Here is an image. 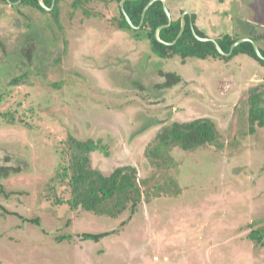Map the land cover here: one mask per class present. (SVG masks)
<instances>
[{
	"label": "rangeland",
	"instance_id": "rangeland-1",
	"mask_svg": "<svg viewBox=\"0 0 264 264\" xmlns=\"http://www.w3.org/2000/svg\"><path fill=\"white\" fill-rule=\"evenodd\" d=\"M210 1L214 17L200 29L264 46V0ZM45 11L0 4V93L22 77L10 99L21 104L9 108L21 121L0 117V164L17 170L0 177V264H264V238L248 237L264 226V129L248 132L244 103L252 88L264 98V68L243 53L156 56L143 31L115 26L111 0ZM167 73L180 79L161 87ZM200 117L215 124L216 143L150 154L164 127ZM71 137L95 144L89 162L106 176L136 169L145 186L133 209L113 217L45 199Z\"/></svg>",
	"mask_w": 264,
	"mask_h": 264
},
{
	"label": "trees",
	"instance_id": "trees-1",
	"mask_svg": "<svg viewBox=\"0 0 264 264\" xmlns=\"http://www.w3.org/2000/svg\"><path fill=\"white\" fill-rule=\"evenodd\" d=\"M14 1L17 0H10V2ZM42 1L48 7L51 5V0ZM61 1L62 0H54V6L49 10L51 15L55 16V13L58 12L57 10ZM148 1L149 0H126L124 2V9L133 24L139 23L143 7ZM77 2L78 0H73V5L76 6ZM0 4H8V1L0 0ZM18 4L22 7H32L46 12L37 0H20ZM119 15L118 25L120 27L130 28L122 12L119 11ZM166 23L167 17L163 11L162 4L159 0H156L151 3L145 11L142 27L140 28L148 40L151 52L156 56L168 58L178 55L182 58L181 62L184 63L186 57H195L199 59H228L229 56L231 57L243 53L253 58L264 68V59L256 55L251 41L248 40L239 43L228 56L222 55L218 52L215 44L211 40L201 41L194 37L188 22H186L184 31L177 41L171 45H166L158 41L154 35L156 28ZM179 29L180 19L177 18L176 20H172L168 26L159 30V37L163 41L171 42L175 39ZM195 31L198 36H202V32L196 27ZM241 37L240 35L226 33L216 38V41L222 51L226 53L229 51L231 44ZM247 37L251 38L253 41L256 40L254 36ZM260 52L264 57V49L260 48ZM34 55L39 60V56L36 54ZM167 77V82L162 83L161 86H169L171 83L180 79L179 76L174 73H168ZM21 79V76L10 79L8 83L10 86L0 93V107H5L3 111L0 109V117L6 119L9 123L21 121L15 120L17 112L9 110L13 105L16 109L15 105L19 106L21 104V101H17V99L13 101L10 100L13 87L21 83ZM4 103H7V105L2 107ZM244 103L247 106L246 119L249 123L248 132L253 134L259 127H263L264 129V98L262 97V93L252 88L249 97ZM16 110H18V108ZM156 137L158 143L162 146L158 144V146H155L154 149L150 151V154L160 156L163 152H167L165 149L175 145L188 150L196 149L208 143H216L219 134L217 133L215 124L209 117H200L184 122H173L170 126H166L158 132ZM69 141L72 145V151L66 160L63 158L58 161L54 174L45 184V199L54 205L67 204L71 209H84L99 214L105 213L113 217L125 210L128 206L133 209L140 201L142 191L139 185L142 183L145 186V182L143 180L140 182L136 177V169L130 165L120 166L115 168L110 175L106 176L99 170L91 167L89 162V152L95 148L93 142L90 140H78L73 137H71ZM63 152H67L68 156L67 149L63 150ZM58 156H60V154ZM16 171L14 167L0 164V177H5L7 174ZM143 192L148 193L147 190H143ZM0 208L4 209L3 206H0ZM4 212H7V210H4ZM15 214L17 215V213ZM22 220L37 225L40 223L38 216H26V218L22 217ZM109 233L108 231L96 234L84 232L80 237L83 240L90 239L97 241ZM248 237L260 243L264 238V226L251 230ZM66 238L69 239L71 236L62 234L55 236L57 241Z\"/></svg>",
	"mask_w": 264,
	"mask_h": 264
},
{
	"label": "crops",
	"instance_id": "crops-1",
	"mask_svg": "<svg viewBox=\"0 0 264 264\" xmlns=\"http://www.w3.org/2000/svg\"><path fill=\"white\" fill-rule=\"evenodd\" d=\"M18 1V0H17ZM17 1H14V2H8V4H15V3H19V2H17ZM38 1V0H37ZM126 0H119V1H117V0H111V3H116V8H117V10H118V16H115V18L116 19H118V18H120V15H119V11L120 12H122V14H123V12H125L126 13V11H125V9H124V2H125ZM150 1V0H149ZM156 1V0H155ZM160 2H161V4H162V8H163V5H165L166 7H167V10H168V12H169V15H170V23H171V21L172 20H176L177 18L178 19H180V26H181V22H182V19L184 20V28H185V25H186V22H188V24H189V26H190V29H191V31H192V34L194 35V37H200L201 39H199V40H201V41H209V40H211L212 42L213 41H215V42H217L216 41V38H218V37H221V36H214V37H212V34L213 33H208V34H206L202 29H200L199 28V26H198V21L199 20H202V21H204V19L205 18H211V19H213V15H211L212 13H215V12H212V10H211V7H213L212 6V4H211V1L210 0H205V2L204 1H196V0H180V1H177V0H159ZM175 3H178V5L179 6H181V8L180 9H178L181 13L180 14H177V12H175L174 11V9H173V6L175 7L176 5H173V4H175ZM54 5V4H53ZM177 7V6H176ZM198 8V9H197ZM197 9V10H196ZM50 10V9H49ZM163 11H164V9H163ZM164 13L166 14V12L164 11ZM127 14V13H126ZM123 16H124V14H123ZM127 16H128V14H127ZM213 16V17H212ZM129 17V16H128ZM167 17V16H166ZM201 17V19H199ZM124 18H125V16H124ZM130 18V17H129ZM141 18V17H140ZM216 18V17H215ZM126 20V19H125ZM131 20V19H130ZM118 22H119V20H117V22H116V27L119 29V30H122V29H125V30H127L125 27H120L119 25H118ZM126 22L129 24V26H130V28L129 29H134L135 31H136V33L138 34V38H139V32L141 31L140 30V28L142 27V23H143V21H142V23L140 24V21H139V23L138 24H133L132 23V21H131V23L132 24H130L127 20H126ZM169 23V24H170ZM164 25V24H163ZM166 25V24H165ZM168 26V25H167ZM195 27L198 29V30H200L201 32H202V36H198L197 35V33H196V31H195ZM184 28H183V31H184ZM183 33V32H182ZM181 33V34H182ZM195 33V34H194ZM155 35V34H154ZM224 35V34H223ZM180 37V36H179ZM196 37V38H197ZM245 38L247 37V36H244ZM244 37H242V38H244ZM249 38V37H248ZM198 39V38H197ZM251 39V38H250ZM177 41V40H176ZM175 41V42H176ZM250 41V40H249ZM253 41V40H252ZM251 41V42H252ZM174 42V43H175ZM255 44H257V46L259 47V50H260V48H262V49H264V46H262L260 43H259V41H258V39L256 38V40H254L253 41ZM214 43V42H213ZM154 54V53H153ZM223 55V54H222ZM228 55V54H227ZM226 55V56H227ZM174 57H179L180 58V60H182V58L180 57V56H178V55H175V56H173V57H168V58H174ZM189 58H195V57H186L185 59H184V62H186L187 60L186 59H189ZM255 80V79H254Z\"/></svg>",
	"mask_w": 264,
	"mask_h": 264
},
{
	"label": "water",
	"instance_id": "water-1",
	"mask_svg": "<svg viewBox=\"0 0 264 264\" xmlns=\"http://www.w3.org/2000/svg\"><path fill=\"white\" fill-rule=\"evenodd\" d=\"M7 1L10 2V0H7ZM19 1H20V0H18L17 2H19ZM154 1H155V0H150V1H148L147 4L143 7V10H142V12H141L140 24L142 23V21H143V19H144L145 11H146L147 8L151 5V3H153ZM38 3H39L44 9L49 10V9L52 8V6H53V4H54V0H51V5H50L49 7L46 6V5L43 3L42 0H38ZM163 9H164V11L166 12L167 23H166V25H160V26H158V27L156 28L154 34H155V38H156L158 41H160V42H162V43H164V44H166V45H171V44H173V43L179 38V36H180L181 33L183 32V28H184V20L182 19L180 29H179V31H178V33H177L175 39H174L173 41H171V42L163 41V40L160 39V37H159V30H160L161 28H163V27L169 25V23H170V15H169V12H168V10H167V7H166L165 5H163ZM123 14H124V16H125V19H126L130 24H132V23H131V20H130V18L127 16V14H126L125 12H123ZM194 34H195V33H194ZM196 37H197V36H196ZM197 38H198V39H201L200 37H197ZM248 40L252 41L250 38H247V37H246V38H239V39L235 40V41L231 44L230 49H229V51H228L227 53H225V52L222 51V49L220 48V46H219V44H218L217 42H215V41H213V42H214V44H215V46H216V49L218 50L219 53H221V54H223V55H227V54H230V53H231V51L233 50V48H234L236 45H238L239 43H241V42H243V41H248ZM252 44H253V48H254V51H255L256 55L264 59V57L262 56V54H261V52H260L259 47L257 46V44H255L253 41H252Z\"/></svg>",
	"mask_w": 264,
	"mask_h": 264
},
{
	"label": "flooded vegetation",
	"instance_id": "flooded-vegetation-1",
	"mask_svg": "<svg viewBox=\"0 0 264 264\" xmlns=\"http://www.w3.org/2000/svg\"><path fill=\"white\" fill-rule=\"evenodd\" d=\"M226 53H227V52H226ZM231 53H232V51H231ZM231 53H230V54H231ZM230 54H228V55H230ZM228 55H227V56H228ZM236 56H238V54H236V55H234V56H231V57L229 56L228 59H232L233 57H236ZM228 59H226V60H228ZM167 74H168V73H167ZM167 74H164V76H165V80H164V82H167V80H168ZM164 82H162V83H164ZM162 83H161V84H162ZM160 86H161V85H160ZM161 87H163V86H161Z\"/></svg>",
	"mask_w": 264,
	"mask_h": 264
}]
</instances>
